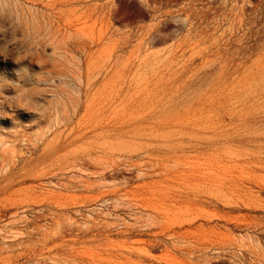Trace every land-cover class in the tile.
<instances>
[{
    "label": "rangeland",
    "instance_id": "obj_1",
    "mask_svg": "<svg viewBox=\"0 0 264 264\" xmlns=\"http://www.w3.org/2000/svg\"><path fill=\"white\" fill-rule=\"evenodd\" d=\"M0 231V264H264V0H0Z\"/></svg>",
    "mask_w": 264,
    "mask_h": 264
},
{
    "label": "bare ground",
    "instance_id": "obj_2",
    "mask_svg": "<svg viewBox=\"0 0 264 264\" xmlns=\"http://www.w3.org/2000/svg\"><path fill=\"white\" fill-rule=\"evenodd\" d=\"M1 231L3 232L4 230H1ZM1 231H0V232H1Z\"/></svg>",
    "mask_w": 264,
    "mask_h": 264
}]
</instances>
